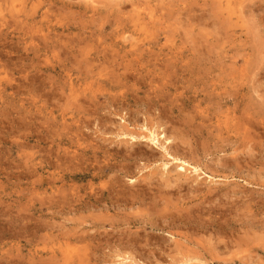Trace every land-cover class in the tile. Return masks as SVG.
Wrapping results in <instances>:
<instances>
[{
    "label": "rangeland",
    "instance_id": "obj_1",
    "mask_svg": "<svg viewBox=\"0 0 264 264\" xmlns=\"http://www.w3.org/2000/svg\"><path fill=\"white\" fill-rule=\"evenodd\" d=\"M0 264H264V0H0Z\"/></svg>",
    "mask_w": 264,
    "mask_h": 264
},
{
    "label": "bare ground",
    "instance_id": "obj_2",
    "mask_svg": "<svg viewBox=\"0 0 264 264\" xmlns=\"http://www.w3.org/2000/svg\"><path fill=\"white\" fill-rule=\"evenodd\" d=\"M240 17H241V16H240ZM125 39H126V38H125ZM135 44H136V43H135ZM136 47H137V46H136ZM147 130H148V129H147ZM149 132H150V133H147V134L149 135V137H148L147 135H145V137L147 136L146 138L151 139L152 141H154L156 135L154 136L153 131H150V129H149ZM154 132H155V131H154ZM121 134H122V133H121ZM124 134H125V133H124ZM155 134H156V133H155ZM157 136H158V135H157ZM166 140H167V139H166ZM166 143H167V142H166ZM164 147H165L166 149L168 148V147H166L165 145H164ZM172 147H173V146H172ZM166 149H165V150H166ZM166 152H167V150H166ZM168 155H169V154H168ZM169 156H170V155H169ZM172 158H173V157H172ZM173 159H175V158H173ZM182 161H183V160H182ZM183 162H184L185 164H188V163H186V161H183ZM106 166H107V165H106ZM108 166H109V165H108ZM196 168H197V167L194 168V171H197ZM178 169H179V168H178ZM181 169H185V168L181 167ZM197 169H198V168H197ZM179 170H180V169H179ZM198 177H199V176H198ZM132 195H133V194H132ZM134 198H135V197H134ZM157 199H158V198H157ZM134 200H135V199H134ZM158 200H159V199H158ZM163 202H164V201H163ZM88 203H89V202H88ZM89 204H90V203H89ZM149 207H150V206H149ZM183 209H184V208H183ZM158 210H159V209H158ZM187 212H188V211H187ZM187 215H188V214H187ZM186 217H187V216H186ZM187 220H188V218H187ZM158 225H159V224H158ZM167 229H168V228H167ZM169 232H170V231H169ZM137 235H138V234H137ZM127 238H128V237H127ZM151 239H152V238H151ZM118 240H119V239H118ZM137 240H138V239H134V242H133V241H131V242L136 244V243L139 241V240H138V241H137ZM124 241H125V239H124ZM125 244H126V242H125ZM129 245H130V244H129ZM198 246H199V245H198ZM179 247H180V246H179ZM166 248H167V247H166ZM132 249H133V248H132ZM146 251H147V250H146ZM168 251H169V250H168ZM136 252H137V251H136ZM136 252H135V253H136ZM154 253H155V252H153V254H154ZM164 253H165V252H164ZM166 256H167V255H166ZM170 256H171V255H170ZM191 256H192V255H191ZM171 257H172V256H171ZM172 258H173V257H172ZM185 260H186V259H185ZM178 263H179V262H178Z\"/></svg>",
    "mask_w": 264,
    "mask_h": 264
}]
</instances>
